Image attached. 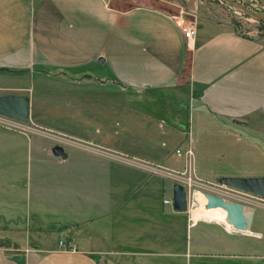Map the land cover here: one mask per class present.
I'll return each instance as SVG.
<instances>
[{"label":"crops","instance_id":"crops-1","mask_svg":"<svg viewBox=\"0 0 264 264\" xmlns=\"http://www.w3.org/2000/svg\"><path fill=\"white\" fill-rule=\"evenodd\" d=\"M175 17L151 0H0V82L10 71L54 64L58 78L40 70L43 82L119 90L130 96L123 110L136 117L127 112L121 123L119 154L133 159L88 133L71 135L78 143L63 159L0 128V190L8 194L0 197V264H264V211L243 204L254 215L249 232L207 212L211 220L176 212L164 200L177 183L157 167L184 171L176 151L191 148L197 177H264V44L197 19L187 40ZM95 64L102 78L67 72ZM85 116L77 121L86 124ZM37 150L59 161L41 170L32 201ZM33 212L55 217L57 242L30 246L20 225Z\"/></svg>","mask_w":264,"mask_h":264},{"label":"rangeland","instance_id":"rangeland-1","mask_svg":"<svg viewBox=\"0 0 264 264\" xmlns=\"http://www.w3.org/2000/svg\"><path fill=\"white\" fill-rule=\"evenodd\" d=\"M157 3V6L162 10L170 13L173 16H183L187 20L191 21L190 18L197 19L199 22L216 23L224 26V28L234 30L240 35L255 39L264 44V22L257 21L251 16H246L242 11L237 10L231 6L225 0H151ZM239 6L245 7L246 9L256 12L259 15L264 16V0H232ZM100 13L96 12V24L98 23L103 27L99 20ZM95 24V26H96ZM99 27V26H98ZM38 60V59H37ZM55 61L54 59H51ZM101 59H98L100 63ZM102 63L100 66H104ZM95 70L83 68L80 71H67L71 75L81 74L80 76L90 74L94 78H102L103 72L98 64H95ZM52 64L47 67H32L31 69L23 67V70L10 71L9 80L0 82L8 86H14L9 89H0V96L4 95H19L27 96L31 99V112L30 120L28 122L17 121L5 116L0 115V128L21 132L32 137L35 141H39V147L54 148L56 146H62L66 150H72L78 140L73 138L71 135H82L88 133L92 138H95L100 144L110 147L112 152L121 158L133 159L134 155H122L119 154L120 147L125 146L121 141L126 138L121 133L122 122L126 119L125 113L128 112L129 119L135 121V111L129 110L124 111L123 105H121L124 98H129L119 90H96L88 91L85 86L76 84L77 86L71 89H62V85L58 82H49L48 84L43 82V78H40L39 72L43 70L48 72L52 79L58 78V68ZM7 70V69H6ZM31 70V71H29ZM90 70V71H89ZM13 72V73H12ZM90 72V73H88ZM82 98H95L96 105L87 106L83 102H79ZM101 100V101H100ZM132 109H137L136 106H132ZM81 113L89 122L85 121L86 124L78 122L77 118ZM62 127L63 130L69 135H63L58 129ZM134 134L135 131H132ZM122 134V135H121ZM131 134V132L129 133ZM112 135V138L108 136ZM132 135V134H131ZM108 137V139H107ZM106 138V139H105ZM129 141L136 146V138L128 137ZM98 144V143H97ZM28 145V144H27ZM99 145V144H98ZM92 147L99 149L100 151H107L96 145ZM171 148V147H170ZM191 148L185 149L189 150ZM180 150V149H179ZM192 150V149H191ZM184 151V150H183ZM193 151V150H192ZM194 152V151H193ZM177 154V151H176ZM20 157L19 153L16 155ZM32 160V174L29 182L32 185V201L38 199L39 190L37 183L40 180L41 170L46 168L47 164H54L59 161L54 156L46 158V154L38 152L33 155ZM130 156V157H129ZM194 156L192 163L194 162ZM185 159V158H184ZM22 160V159H21ZM47 162V163H46ZM185 170L182 172L169 170L162 166H157L159 170L171 175L175 183L183 181V174L186 171V160ZM53 169V168H52ZM55 170V168L53 169ZM193 170H189L187 166V177L191 175L194 179L192 189L188 191V211L194 216L199 212L201 218H207L201 214L204 212V206L199 201L200 194L210 193L215 196L224 198L228 202H235L244 204L249 209L258 208L264 211V200L255 196L234 190L225 185H222L217 178H200L194 174ZM193 174V175H192ZM23 176V174H22ZM27 179V175H26ZM181 184V183H179ZM7 192L0 190V197H7ZM34 207V202H32ZM206 208V206H205ZM34 211V208H33ZM40 217V215L32 213L29 217L23 219L20 226L24 228L31 235L30 246L34 247L39 244L44 245L46 242L55 243L59 240V231L53 228L55 225L54 216ZM195 217V216H194ZM209 219V218H207ZM211 220V219H209ZM213 221H220L219 219H213ZM27 232V233H28ZM10 236V235H9ZM19 238L25 239V236ZM4 244V241L1 242Z\"/></svg>","mask_w":264,"mask_h":264},{"label":"water","instance_id":"water-1","mask_svg":"<svg viewBox=\"0 0 264 264\" xmlns=\"http://www.w3.org/2000/svg\"><path fill=\"white\" fill-rule=\"evenodd\" d=\"M243 14L251 16L257 21L264 22V16L256 12H252L245 7L239 6L232 0H225ZM194 21L193 18H190ZM103 59L100 63H103ZM31 99L27 96L4 95L0 96V115L21 121L28 122L30 120ZM56 157L67 159L68 155L64 147L56 146L52 150ZM222 185L234 190L255 196L264 200V177L261 178H242V177H224L219 179ZM207 199L206 209H223L229 214L230 225L239 231L249 232L254 215L247 211L244 205L235 202H228L224 198L215 196L210 193L204 194ZM173 207L176 212L184 213L188 211V195L185 187L175 184L173 188Z\"/></svg>","mask_w":264,"mask_h":264},{"label":"built area","instance_id":"built-area-1","mask_svg":"<svg viewBox=\"0 0 264 264\" xmlns=\"http://www.w3.org/2000/svg\"><path fill=\"white\" fill-rule=\"evenodd\" d=\"M176 21L177 26L182 30V32L185 35V38L187 40H191L194 38L195 34H196V29L194 26V23L192 21L187 20L185 17L180 16V17H175L174 18ZM177 155L180 157L185 158L186 160V171L183 174V181H179V183H181L180 185H183L188 193V191L190 189H192L193 184H194V179L191 175H189L187 177V166L188 169L191 170L192 169V158L194 156V152L189 149V150H177ZM177 183V184H179ZM188 195V194H187ZM165 204H173V199L171 200H164ZM60 245L62 248H64L65 250H70L72 252H76L75 247H73L71 244L65 242V241H60Z\"/></svg>","mask_w":264,"mask_h":264},{"label":"bare ground","instance_id":"bare-ground-1","mask_svg":"<svg viewBox=\"0 0 264 264\" xmlns=\"http://www.w3.org/2000/svg\"><path fill=\"white\" fill-rule=\"evenodd\" d=\"M199 201L203 204L205 213L207 212L208 214H210L214 217H220L222 220H224L226 222V224L231 226L229 214L226 211H224L223 209H211V210L206 209L205 206L207 204V199L205 198L204 194H200ZM199 212H197L194 216L197 217L199 215ZM201 213H203V212H201Z\"/></svg>","mask_w":264,"mask_h":264},{"label":"trees","instance_id":"trees-1","mask_svg":"<svg viewBox=\"0 0 264 264\" xmlns=\"http://www.w3.org/2000/svg\"><path fill=\"white\" fill-rule=\"evenodd\" d=\"M246 15V14H245ZM246 16H248V15H246ZM1 243V242H0Z\"/></svg>","mask_w":264,"mask_h":264}]
</instances>
